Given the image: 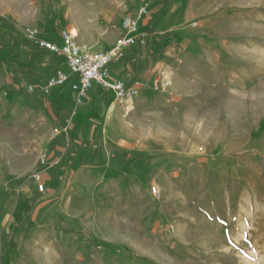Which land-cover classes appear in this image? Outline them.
Returning a JSON list of instances; mask_svg holds the SVG:
<instances>
[{"label":"rangeland","instance_id":"obj_1","mask_svg":"<svg viewBox=\"0 0 264 264\" xmlns=\"http://www.w3.org/2000/svg\"><path fill=\"white\" fill-rule=\"evenodd\" d=\"M149 1L0 3L24 5L27 20L50 15L58 41L65 28L75 40L93 35L106 44L124 16ZM158 6L184 16L179 27L187 40L171 31L168 41L188 52L182 88L151 103L130 99L122 109L132 114L117 123L131 135L134 157L151 167L144 178L127 176L117 194L113 185L99 193L89 184L67 202L46 201L41 222L55 225L57 240L41 246L39 257L36 250L3 264H264V0H161ZM45 100L23 87L0 86L5 233L13 228L18 190L57 126ZM56 206L59 218L45 217Z\"/></svg>","mask_w":264,"mask_h":264},{"label":"crops","instance_id":"obj_2","mask_svg":"<svg viewBox=\"0 0 264 264\" xmlns=\"http://www.w3.org/2000/svg\"><path fill=\"white\" fill-rule=\"evenodd\" d=\"M160 4L161 0H150L147 5L149 15L143 22V28L150 33L147 44L144 47L126 48L123 57L108 66L110 77L122 80L126 86L137 82L142 85L137 97L116 99L113 91L93 82L83 103L76 105L75 93L70 87L77 80L73 75L62 86L54 87L49 95L31 93L43 96L46 104L53 107L58 118L54 129L67 125L68 132L53 133L48 140L44 152L45 162L39 161L31 177L18 190L20 195L11 212L13 228L6 233L4 227L8 215L2 216L1 199L7 198L0 191V220L3 217V222H0V255L4 249L3 262H8L11 257L19 260L36 250L34 257H39L41 253L38 250L41 246H48L51 240H57L55 225L47 224L45 219L41 222L44 216L42 217L40 209L45 207L46 201H66L70 197L69 193L78 194L89 184L95 186L99 193H106L105 188L113 185L117 194L127 176L134 178L138 175L144 178L151 167V164L145 166V162L134 157L133 151L137 149L131 144V135L125 137V127L117 123L132 114L130 110L122 109L123 105L132 102L130 99L151 103L154 98L170 94L174 98L182 88V81L179 80L180 65L188 52L186 49L178 50L168 41L173 37L171 31L180 33L183 40H187L188 34L179 27L184 16L175 10L162 13L158 8ZM27 10L24 5L0 3V86L12 90L22 87L25 89L26 84L44 83L57 70H66L63 55L41 49L25 33L26 29L36 30L39 38L60 45L61 39L58 37V41L52 30L54 21L51 16L27 20L23 17ZM157 13L159 17L155 18ZM122 33L121 28L116 39ZM116 39L102 44L93 35H88L75 42L85 51H103L110 49ZM156 81L167 85L164 89L155 91L153 85ZM113 126L115 127L111 132ZM99 135H103L100 145L97 141ZM36 174L44 186L42 192L37 189V182L34 180ZM32 201L35 204L31 208ZM58 212L57 206L52 207L45 217L53 219L56 215L58 219ZM34 223L36 225H32ZM69 227L75 230L74 224ZM21 246L22 249L19 250Z\"/></svg>","mask_w":264,"mask_h":264},{"label":"built area","instance_id":"obj_3","mask_svg":"<svg viewBox=\"0 0 264 264\" xmlns=\"http://www.w3.org/2000/svg\"><path fill=\"white\" fill-rule=\"evenodd\" d=\"M148 15L147 4L141 3L135 13L124 16L121 23L122 35L116 39L110 49L103 51L82 50L75 42V36L65 28L60 30V45L39 38L36 30L26 29L25 33L30 40H34L41 49L63 55L66 65V70H57L44 83L26 84V91L28 93L38 92L49 95L54 87L62 86L69 79V76L73 75L77 80L73 81L70 87L75 93L76 105L83 103L93 82H97L105 89L113 91L116 99L124 100L137 97L142 85L137 82L132 86H126L122 80L110 77L108 66L119 61L123 57L126 48L132 46L144 47L147 44L150 33L143 28V22ZM190 25L194 27L196 24L193 22ZM166 85L165 82L156 81L153 90H162ZM60 132L67 133L68 126L54 129V133L59 134ZM39 161L40 163L45 162V154L39 157ZM34 180L37 182L38 191L42 192L44 186L40 182L39 175H34ZM152 194L157 199L161 196L160 191L155 187L152 188Z\"/></svg>","mask_w":264,"mask_h":264},{"label":"trees","instance_id":"obj_4","mask_svg":"<svg viewBox=\"0 0 264 264\" xmlns=\"http://www.w3.org/2000/svg\"><path fill=\"white\" fill-rule=\"evenodd\" d=\"M154 17H155V18H156V17H159V14L157 13ZM48 150H49V147H47L46 151H48ZM32 225H36V223H34V224H32ZM89 244H92V241H91V240H89ZM4 251H5V250L2 249V252H1V255H0V264H3V257H2V255H3V252H4ZM120 253H122V254H126V255H132V254H133V253H132L131 251H129V250H121Z\"/></svg>","mask_w":264,"mask_h":264},{"label":"bare ground","instance_id":"obj_5","mask_svg":"<svg viewBox=\"0 0 264 264\" xmlns=\"http://www.w3.org/2000/svg\"><path fill=\"white\" fill-rule=\"evenodd\" d=\"M74 35V34H73Z\"/></svg>","mask_w":264,"mask_h":264}]
</instances>
